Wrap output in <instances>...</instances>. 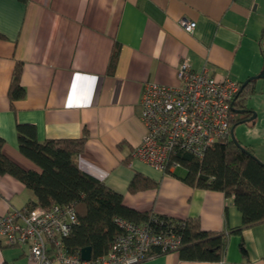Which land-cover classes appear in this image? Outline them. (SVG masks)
<instances>
[{
    "label": "crops",
    "instance_id": "obj_1",
    "mask_svg": "<svg viewBox=\"0 0 264 264\" xmlns=\"http://www.w3.org/2000/svg\"><path fill=\"white\" fill-rule=\"evenodd\" d=\"M182 20L195 22L193 32ZM262 48L264 0H0L2 153L39 171L18 149L19 123L33 124L39 141L85 135L79 167L120 192L124 205L197 218L203 230L226 234L220 260H185L177 249L137 264H264V221L242 226L232 196L187 184L183 166L161 171L133 155L145 131L139 116L144 82L178 84L176 69L185 60L193 70L242 84L264 68ZM17 62L25 95L11 103ZM252 86L246 107L255 117L234 134L264 162V78ZM243 116L235 112L234 121ZM135 173L154 184L130 191ZM35 200L25 183L0 173V215ZM0 264L36 262L26 246L0 241Z\"/></svg>",
    "mask_w": 264,
    "mask_h": 264
},
{
    "label": "trees",
    "instance_id": "obj_2",
    "mask_svg": "<svg viewBox=\"0 0 264 264\" xmlns=\"http://www.w3.org/2000/svg\"><path fill=\"white\" fill-rule=\"evenodd\" d=\"M115 55L113 53L111 62ZM20 71L21 64L17 62L8 89L11 103L25 95ZM252 84L253 81L238 90L231 102L234 111L246 107V97L254 91ZM244 114L233 120L231 126L248 121L249 111ZM16 134L19 151L35 163L39 171L23 169L3 155V138L0 136V173L13 175L34 192L36 200L29 205L73 204L78 221L65 239L70 251L80 252L81 248L90 246L93 257L104 253L118 232L113 222L115 216L141 221L151 215L124 205L120 192L79 167L76 157L83 149L85 135L39 141L34 125L30 123L17 124ZM240 145L230 138L214 143L200 158L188 153H179L176 158L186 169L181 179L187 184L220 190L226 197L232 196L241 212L242 226L246 227L264 221V162L254 157L248 145ZM153 184L140 173H135L129 182V190L136 191ZM181 221L177 224V232L181 237L178 252L182 259L215 261L222 258L226 247L225 233L203 230L197 218ZM241 249L244 250L242 244Z\"/></svg>",
    "mask_w": 264,
    "mask_h": 264
},
{
    "label": "built area",
    "instance_id": "obj_3",
    "mask_svg": "<svg viewBox=\"0 0 264 264\" xmlns=\"http://www.w3.org/2000/svg\"><path fill=\"white\" fill-rule=\"evenodd\" d=\"M180 23L193 32L195 22ZM176 74V85L144 82L139 101L145 131L133 155L161 171L181 166L179 153L200 158L214 143L231 138L235 119L231 102L241 86L229 76L217 77L205 68L193 70L185 60ZM77 221L72 203L13 208L0 215V241L26 246L36 264H137L181 245L177 232L181 220L157 214L141 221L115 216L118 232L106 251L83 260L65 242Z\"/></svg>",
    "mask_w": 264,
    "mask_h": 264
},
{
    "label": "water",
    "instance_id": "obj_4",
    "mask_svg": "<svg viewBox=\"0 0 264 264\" xmlns=\"http://www.w3.org/2000/svg\"><path fill=\"white\" fill-rule=\"evenodd\" d=\"M261 78H264V68H262V70L254 75V76H250L249 78H247L242 84H241V88L242 89L245 85H247L249 82L251 81H255L257 79H261ZM247 111H251L253 112L252 110H249L247 107H244V108H241V109H235V112L236 113H241V114H244V113H247ZM255 117V113L253 112L252 116L249 117V120L253 119ZM244 122V121H242ZM234 128H235V125H233L231 127V138L234 139V141L240 145V142L237 140V138L235 137L234 135ZM241 146V145H240ZM256 159H258L256 156H254ZM259 160V159H258ZM261 161V160H259ZM80 256L83 260H89L91 258V248L90 246H85L83 248H81L80 250Z\"/></svg>",
    "mask_w": 264,
    "mask_h": 264
},
{
    "label": "rangeland",
    "instance_id": "obj_5",
    "mask_svg": "<svg viewBox=\"0 0 264 264\" xmlns=\"http://www.w3.org/2000/svg\"><path fill=\"white\" fill-rule=\"evenodd\" d=\"M239 125H241V123L237 124V125L235 126V128L238 127ZM242 132H243V131H242ZM235 134H236V135H235ZM235 134H234V135H235V137H236V136H237V132H236V131H235Z\"/></svg>",
    "mask_w": 264,
    "mask_h": 264
}]
</instances>
